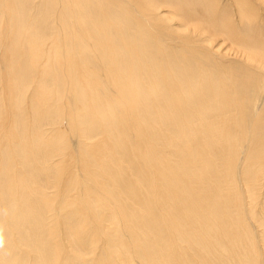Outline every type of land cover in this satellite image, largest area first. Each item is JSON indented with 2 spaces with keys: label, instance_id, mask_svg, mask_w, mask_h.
I'll use <instances>...</instances> for the list:
<instances>
[{
  "label": "bare ground",
  "instance_id": "obj_1",
  "mask_svg": "<svg viewBox=\"0 0 264 264\" xmlns=\"http://www.w3.org/2000/svg\"><path fill=\"white\" fill-rule=\"evenodd\" d=\"M0 264H264V0H0Z\"/></svg>",
  "mask_w": 264,
  "mask_h": 264
}]
</instances>
